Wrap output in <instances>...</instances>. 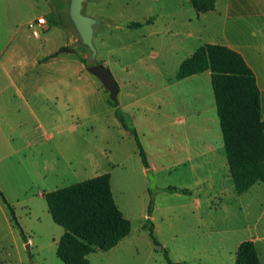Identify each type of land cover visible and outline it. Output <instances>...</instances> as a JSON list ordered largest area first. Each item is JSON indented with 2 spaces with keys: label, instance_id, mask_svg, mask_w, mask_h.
<instances>
[{
  "label": "rangeland",
  "instance_id": "rangeland-1",
  "mask_svg": "<svg viewBox=\"0 0 264 264\" xmlns=\"http://www.w3.org/2000/svg\"><path fill=\"white\" fill-rule=\"evenodd\" d=\"M68 5L67 0H0V67L3 64L5 68H0V94L9 92L8 71L14 77L18 73L25 97L30 95L29 103L21 98L14 102V108L4 107L8 122L3 125L5 133L10 138L21 137L16 145L19 155L3 160L0 190L15 207L28 242L11 223L0 197L1 260L9 264H64L56 250L65 230L53 221L44 194L109 172L120 207L132 223V233L110 251L91 254V264H167L163 252L157 250L143 228L151 191L165 186L186 187L194 192L186 200L166 199L164 192L154 196L159 206L154 214L155 234L170 258L182 264H230L228 252L233 245L226 242L221 231L235 229L238 239H249L251 234L264 236V183L238 195L228 181L231 176L225 172V163L207 158L205 164L177 166L178 159L170 150L177 136L171 125L170 117L176 109L171 101L176 104L177 96L186 93L192 103L190 87L176 77L179 65L189 56L188 50L201 43L191 34L201 32L202 44L222 38L223 32H203L207 23L209 26L215 21L211 19L214 16L198 14L190 0H86L83 13L104 22L95 27L93 59L89 49L79 44L80 38L67 16ZM38 15L44 16L48 24L36 37L29 25ZM148 20L151 23L140 29L127 27L130 22ZM263 23L249 22L251 27ZM66 47L71 51L63 52ZM258 59L256 65L262 61ZM47 60L59 64L43 69L27 66L29 62ZM93 64L109 68L118 81L121 109L132 120L145 150L151 153L153 171L144 173L134 137L122 127L115 108L107 104L109 91L88 71ZM256 71L264 86V65L256 66ZM43 73L46 77L66 76V94L58 97L53 88L49 96L33 95L34 84ZM54 124L65 127L60 137L67 145L62 179L48 181L43 164L49 154L48 144L35 148H26V144L29 138L38 141L45 129L55 133L50 132ZM23 134H28L27 140ZM191 136L193 142L200 138L208 141L215 134L207 131ZM219 137L222 142L221 130ZM33 156L40 173H34L33 166L28 165ZM18 157L24 161L19 167L13 162ZM6 166L13 169L8 171ZM199 179L205 180L199 186L202 189L196 185ZM29 239L33 241L30 251ZM258 246L264 264V241Z\"/></svg>",
  "mask_w": 264,
  "mask_h": 264
},
{
  "label": "trees",
  "instance_id": "trees-1",
  "mask_svg": "<svg viewBox=\"0 0 264 264\" xmlns=\"http://www.w3.org/2000/svg\"><path fill=\"white\" fill-rule=\"evenodd\" d=\"M198 14L216 9V0H190ZM130 22L127 27L140 29L150 24ZM211 72V83L220 120L230 176L238 195L254 185L264 183V119L261 92L254 71L237 51L220 44H205L185 59L177 72L181 80ZM122 127L134 137L142 163L150 169L147 153L136 127L120 108L119 101L109 99ZM150 172V170L148 171ZM158 192L191 195L190 189L175 186L151 191L148 219L143 228L149 232L157 250L163 252L167 264L174 262L155 234L150 216L154 210V196ZM0 197L9 213L10 221L20 232L24 242L28 237L21 226L15 207L0 190ZM53 221L64 228L56 254L64 264H90L89 256L97 251H110L132 232V223L117 205L109 173L99 175L44 194ZM0 264L4 263L0 258ZM235 264H262L253 240L243 241L237 250Z\"/></svg>",
  "mask_w": 264,
  "mask_h": 264
},
{
  "label": "crops",
  "instance_id": "crops-1",
  "mask_svg": "<svg viewBox=\"0 0 264 264\" xmlns=\"http://www.w3.org/2000/svg\"><path fill=\"white\" fill-rule=\"evenodd\" d=\"M204 15L214 16L211 19H214L215 21H211L213 24L210 22L209 26L207 23L205 27V31L203 32H209V34L211 32H223V35L221 36L222 38L217 39V41H207V43L202 44L201 40H204V39L200 38L201 32H195L194 34H191L190 37L194 41L199 40L201 43L200 44L197 43L196 46L198 47H196V49H194L195 47L194 48L192 47L191 50H188L189 51L188 57H190L199 47L205 44L225 45L239 52L244 57L247 64L254 71V74L257 78V83L259 85L260 92H261L262 115L264 119V86L261 85V77L256 71V66L261 67L264 65V62H263L264 61V25L262 26L260 25L256 27L257 25L253 24V27H251V25L249 24V22H257V21L264 22V0H216V9L214 11L204 13ZM187 49L188 48H186L184 51H186ZM188 57H186L185 59H187ZM258 58H260V61L261 60L262 61L259 63V65H256L255 63L257 60H259ZM183 61H181V63ZM33 64L34 66H31ZM33 64H30L29 62V65L27 66H30L31 69H40V67L43 69V68H51L54 65H58L59 63L56 61L54 62V61L47 60L45 62L36 61ZM1 66L2 68L1 67L0 68L2 69V71H4L5 69L4 65L1 64ZM24 74L26 73L24 72ZM6 75L8 77L7 83H6V90H8L9 92L7 94H0V98L2 100V105H0L1 106L0 108V154L7 152L6 154L8 155H5L4 157L0 156V169H3V160H9L5 157H9L13 159L15 158L16 154L19 155V149H16V145L19 144L18 139H20L21 137V135L19 134L17 138H12V137L10 138L9 135L5 133V129L3 128V125H4V122H6L7 124L8 122L6 121L7 119L4 118V107L9 109V107L11 106L12 108H14V105H15L14 102H17L18 99H21V98L24 99L25 102L29 103L28 97L30 96L28 94V97H25L24 92L26 91V89L22 83L21 84L19 83L20 78L18 76V73H17V77H14V73H11L8 71L6 72ZM181 81L185 82L187 86L190 87V90L192 91V95H191L192 103L190 104V99L188 98L189 96H187L186 93H184L183 95L180 93L177 96V99L175 101L176 104H174L173 100L171 101V105L176 107V109L172 112V115L170 117L171 125L173 127L174 133H176L177 136L174 139V142H175L174 147L171 148L170 150L172 151V154L176 156L178 159L177 166H180L182 164H192V165H196V164L200 165L201 163L205 164L206 159L208 158L210 160L212 159L215 160V163L217 164L225 163L224 164L225 172H227L230 175L227 155H226L225 146L223 142V135H222V142L219 137V131L221 130V126H220V120L218 117L215 96H213L214 92H212L213 88L211 89L212 87L211 72L206 71L198 75H194V76L181 79ZM67 82L68 81H67L66 76L52 77L50 75L46 77L45 74L43 73V75L40 78H38V81L34 84L33 95H35V93H38L39 95L43 94L44 96H49L48 91L54 88L55 94L58 97H62V95L66 94ZM205 85H207L208 87H207V90L206 89L204 90V92L206 91V93L204 94L202 93V91ZM184 90H187V89H184ZM8 97L10 99H7ZM205 97H206L207 102L205 100ZM7 100H9V103L6 105L5 101ZM57 101L59 100L57 99ZM203 103H207L208 106L203 105ZM29 110H31L33 115H36V112L34 109H32V107H29ZM63 128L65 129V127H63L62 125L57 126L54 124L53 129L50 130V132H55L56 134L55 133L49 134L48 132L49 129L48 130L45 129L44 130L45 132L39 136L38 141L34 139L31 140V138H29L30 141H28L26 144V148H35L37 146L39 147L44 143L48 144L47 148L50 149L49 154H48L47 159L43 163L45 166V171L48 174L45 176L48 179V181H57V180L62 179L61 173L64 171V163H65V159H64L65 151L64 150L66 149V145H67L66 143L62 141V137H60L62 133H64ZM207 131L209 133L215 134V137H213L214 139L205 141V140H201L200 138L198 141H195V142L191 140V137H192L191 134L193 133L201 134V132L206 133ZM221 134H222V131H221ZM34 135L35 134H33V136ZM23 136L25 140H27L28 134H25V135L23 134ZM53 139L54 140L56 139L55 143L50 144V142ZM146 153H147L148 162L150 165L149 170L153 171L155 167L153 166L150 160L151 153L149 154L147 151ZM15 161L13 160V162L18 167L20 165H24V161L22 160L19 161V157L15 159ZM28 165L33 166L31 168V171L33 170L34 173H37V172L40 173L39 171L40 169L37 165L35 156L31 158ZM6 169L8 170V166H6ZM11 169L13 168H9L8 171H10ZM149 170L144 167L145 174H147ZM106 173H109V172H105L103 174H106ZM199 180L200 181L196 185L199 189H202L199 186L204 184L205 180H201V179ZM228 181L230 182L231 186L234 188L233 191L237 194L231 177L228 178ZM260 184L254 185L246 193H248L249 191L254 189L255 186L260 185ZM111 187H112L114 199L117 205L119 206V208L121 209L120 204L115 195L112 177H111ZM165 187H162V188H165ZM0 188H1V185H0ZM179 188H182V187H179ZM183 189H190V188L184 187ZM164 193L167 194L166 199H170V200L175 199V198L186 200L187 198H189V195H183L180 193H167V192H164ZM193 193L194 192L192 191V194H191L192 196H193ZM199 201L201 200L198 199V202ZM224 202L225 201L223 199L221 204H223ZM197 209H199V207H197ZM158 210H159V206H157L156 204L150 216L153 223L155 221L154 214H156ZM123 214L125 216L124 212ZM146 219H148V206L146 208ZM155 229H156V225H155ZM221 233L224 234L223 238H225L226 242L229 241L231 245H233V247L229 249V252H228V254H230V257H229L230 264H235L238 247L243 241H247V240H253L255 242L258 253H259V257L262 263L258 245L262 241H264V236L259 237V236L251 234L249 239H245V238L238 239V231L232 228L222 229ZM129 236L123 239L118 244V246L124 243V241H126V239H128ZM29 243H30V248H31V244L33 243V241L29 239ZM3 262L6 264H9L5 260H3ZM175 262L182 264V261L179 259Z\"/></svg>",
  "mask_w": 264,
  "mask_h": 264
},
{
  "label": "water",
  "instance_id": "water-1",
  "mask_svg": "<svg viewBox=\"0 0 264 264\" xmlns=\"http://www.w3.org/2000/svg\"><path fill=\"white\" fill-rule=\"evenodd\" d=\"M86 0H67V16L73 28L76 30L80 40L79 44L89 49L92 53L93 59L96 57V48L94 46L93 38L95 27L102 25V20L93 19L83 13L84 2ZM63 52H70V48L66 47ZM88 71L94 75L110 93V99L112 101L118 100L119 83L111 73L110 69L103 64H93L88 67ZM28 251H30V244L27 245Z\"/></svg>",
  "mask_w": 264,
  "mask_h": 264
},
{
  "label": "built area",
  "instance_id": "built-area-1",
  "mask_svg": "<svg viewBox=\"0 0 264 264\" xmlns=\"http://www.w3.org/2000/svg\"><path fill=\"white\" fill-rule=\"evenodd\" d=\"M47 21L44 16H38L30 25L29 27L32 28L33 33L36 37H38L39 33L44 32Z\"/></svg>",
  "mask_w": 264,
  "mask_h": 264
}]
</instances>
